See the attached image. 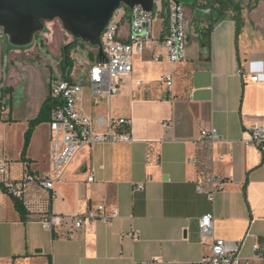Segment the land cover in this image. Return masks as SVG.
<instances>
[{
  "label": "crops",
  "instance_id": "0c3cea01",
  "mask_svg": "<svg viewBox=\"0 0 264 264\" xmlns=\"http://www.w3.org/2000/svg\"><path fill=\"white\" fill-rule=\"evenodd\" d=\"M188 42L186 58L177 63L167 59L160 41L153 51L136 54L132 72L111 100L95 104L87 92L85 107L98 129L109 128L111 115L127 118L132 141L81 149L53 191L32 185L18 198L0 183V264H203L214 239L244 241L242 256L264 264L254 249L255 243L264 245V156L242 141L249 138L248 126L264 124V0ZM5 50L6 40L0 38L2 71ZM167 74L175 78L170 88L162 81ZM30 120L16 157L0 146L11 180L43 176L50 168V119L41 162L32 146L45 122L36 126L22 158ZM168 120L170 127L164 126ZM16 121L0 119V126ZM211 128L222 141L201 140V130ZM193 157L196 164L189 163ZM206 173L226 182L214 201L196 189ZM91 174L94 182L88 181ZM139 182H146L145 190H134ZM15 199L22 202L24 217ZM99 205L117 217L99 220L74 238L64 236L67 224L52 232L39 222L45 211L77 215ZM208 214L213 231L204 237L199 219ZM134 231L138 237L130 234Z\"/></svg>",
  "mask_w": 264,
  "mask_h": 264
},
{
  "label": "built area",
  "instance_id": "2783aa9c",
  "mask_svg": "<svg viewBox=\"0 0 264 264\" xmlns=\"http://www.w3.org/2000/svg\"><path fill=\"white\" fill-rule=\"evenodd\" d=\"M186 8V5L178 0H155L152 11H147L141 5L134 7L121 5L114 12L101 36L105 57L101 61L95 59L91 63L85 78L61 79L51 85L50 93L54 107L49 121L51 136L48 173L43 176L28 174L22 179L11 180L8 177V162L0 159V183L5 184L18 198H22L32 185L53 191L55 183L62 179L68 165L81 149L96 144L132 141L127 118H115L111 115L109 128L106 131L98 129V122L86 110V94L89 92L95 104H100L104 99L111 100L118 95L124 77L133 70L134 56L143 54L146 50L153 51L157 41H160L165 49L170 62L183 61L186 58L188 44ZM161 12L164 14L165 22L159 33L155 34V26ZM126 18L129 19L128 26H124ZM98 52L99 48L96 49V55ZM155 59L160 60L161 57L155 56ZM252 80H258V75L254 74ZM162 81L170 88L175 81L174 75L167 74ZM171 124L170 120L164 122L166 127H170ZM247 130L249 138L242 141L255 145L264 156V124L248 126ZM201 140L214 144L223 138L217 128H211L201 130ZM189 163L196 164L197 159L190 158ZM104 167L100 166L101 169ZM88 181H95L93 174L89 176ZM225 183L222 176L206 173L197 180L196 189L214 201L216 194L225 189ZM145 189L146 182L134 185L136 191ZM115 217L117 212L109 211L105 205H99L77 215L45 211L41 213L39 222L44 229L52 232L67 224L68 229L64 236L74 238L88 226L95 227L99 220L109 222ZM213 223V216L209 214L199 219L204 237L212 234ZM130 234L133 237L139 235L136 231ZM243 243L244 241L214 239L210 245V253L203 259V264H251L249 258L242 256ZM254 249L256 256L264 259V245L255 243ZM127 264L137 263L130 260Z\"/></svg>",
  "mask_w": 264,
  "mask_h": 264
},
{
  "label": "rangeland",
  "instance_id": "374dc122",
  "mask_svg": "<svg viewBox=\"0 0 264 264\" xmlns=\"http://www.w3.org/2000/svg\"><path fill=\"white\" fill-rule=\"evenodd\" d=\"M236 1L243 6L241 14L244 16L256 8L259 0ZM186 11L188 38L195 36V34L206 37L209 32V19L203 16L201 22H192L191 9L187 7ZM42 22L43 27L36 31L33 42L22 49H11L7 54L6 65L3 64V71L0 65V119H17L12 124L6 123L5 126H0V136L2 137L0 146L4 149L3 153L8 150L12 157L18 155L21 147L25 121L28 118L34 119L38 115L43 101L49 94L54 107L50 86L57 80L66 79L61 70L62 47L74 39L79 42L72 51L74 67L71 72V79L81 80L85 78L91 63L95 61V57H90V53L96 52L97 45L74 38L66 30L60 18L44 19ZM164 22V14L161 12L155 26V34H158ZM128 24L129 19L126 18L124 26H128ZM0 38L6 40L7 50L11 41L3 27H0ZM48 146L49 132L47 122H45L38 130L32 146V153L39 157L40 162L43 154L47 152ZM14 161L16 162V160Z\"/></svg>",
  "mask_w": 264,
  "mask_h": 264
},
{
  "label": "water",
  "instance_id": "95a60500",
  "mask_svg": "<svg viewBox=\"0 0 264 264\" xmlns=\"http://www.w3.org/2000/svg\"><path fill=\"white\" fill-rule=\"evenodd\" d=\"M155 0H0V27L14 46L26 47L44 19L60 18L74 38L97 45L96 60L104 57L102 33L121 6L141 5L152 11ZM41 251V250H39Z\"/></svg>",
  "mask_w": 264,
  "mask_h": 264
},
{
  "label": "trees",
  "instance_id": "16d2710c",
  "mask_svg": "<svg viewBox=\"0 0 264 264\" xmlns=\"http://www.w3.org/2000/svg\"><path fill=\"white\" fill-rule=\"evenodd\" d=\"M184 5H186L188 8L191 9L192 13V22H201V19L203 16H206L210 24L208 26L209 32L213 29L214 25L222 20L228 17L231 13H233V16L237 19L241 17V13L243 10V6L236 0H178ZM208 32V33H209ZM78 40L74 39L69 44H66L62 47V55L63 60L61 63V70L64 78L70 79L71 72L74 67V60L72 58V51L76 48L78 45ZM202 45H207L203 39L201 40ZM12 45V44H11ZM10 44H8L7 50L4 51V59L3 64L6 65V58L7 54L11 49H22L25 47L16 46L13 47ZM90 57H95L96 59V52L90 53ZM10 91H12L10 89ZM4 93V92H3ZM53 108V103L50 94L45 98L43 101V104L41 106L40 112L38 115L29 121V128L26 131L25 134V144H24V150L22 154V158L25 159V154L27 152V149L29 147L33 132L39 124L43 122H47L50 119L51 111ZM16 200V207L21 212V214L25 215V209L22 204V202L18 199Z\"/></svg>",
  "mask_w": 264,
  "mask_h": 264
}]
</instances>
